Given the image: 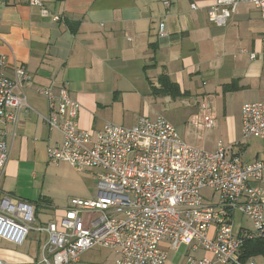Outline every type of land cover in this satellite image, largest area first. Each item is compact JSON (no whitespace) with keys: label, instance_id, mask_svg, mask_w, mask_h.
I'll return each instance as SVG.
<instances>
[{"label":"crops","instance_id":"obj_1","mask_svg":"<svg viewBox=\"0 0 264 264\" xmlns=\"http://www.w3.org/2000/svg\"><path fill=\"white\" fill-rule=\"evenodd\" d=\"M41 2L46 15L28 0H0V55L7 58L3 73L12 78V66L18 64L30 75L24 94L33 109L19 112L16 128L0 124L6 130L10 153L0 177V198L10 196L36 204L19 190L18 161L30 144L60 142V133L49 129L38 116L49 112L38 89L52 86L57 93L63 83L79 105L77 123L82 129L99 130L108 122L130 127L139 116H162L173 125L165 105L173 108L180 100L189 101L191 113L186 124L194 125L192 118L206 101L216 126L218 117L224 118L231 153L239 154L245 162L264 158L263 139L253 137L263 144L251 146L252 137L241 138L242 105L264 101V23L251 2H239L224 26L208 20L210 0ZM161 22L166 32L163 38L158 36ZM16 147L18 159L12 158ZM7 174L13 180L8 181ZM255 185L264 203V170ZM43 206L55 208L51 202ZM37 213L38 208L36 220L44 224ZM243 217L236 212L233 220L240 235L246 236L253 227L243 226ZM43 240L40 232H31L21 244L0 237V260L43 264L39 260ZM91 249L72 264H88L80 257ZM112 253V258L96 264H112L117 258L115 251ZM187 256L191 255L176 264H182ZM202 256L214 258L208 251ZM249 262L264 264V256L252 255L245 264Z\"/></svg>","mask_w":264,"mask_h":264},{"label":"built area","instance_id":"obj_2","mask_svg":"<svg viewBox=\"0 0 264 264\" xmlns=\"http://www.w3.org/2000/svg\"><path fill=\"white\" fill-rule=\"evenodd\" d=\"M210 1L207 18L217 26L228 23L241 1L258 8L264 23V0ZM28 2L47 14L41 0ZM158 36H166L162 22ZM6 62L0 55V124L16 128L19 112L33 110L24 94L30 75L13 64V77L6 76ZM38 92L49 109L46 116H38L61 135L60 142L47 146L49 159L91 169L96 192L90 198H71L57 222L44 224L37 222L33 202L2 196L1 238L21 244L31 232L43 233V264H72L94 247L114 250L112 264H165L164 241L170 249L187 245L214 256H187L182 264H245L238 258L242 239L233 218L237 212L250 220L253 229L247 237L264 238V203L255 185L264 158L245 162L220 141L212 151L187 145L162 116H139L130 127L108 122L102 129L85 130L78 126L79 105L65 83L57 93L52 86ZM192 123L203 131L216 126L208 102L200 104ZM242 134L264 140V101L242 105ZM5 136L0 127V177L9 159ZM205 188L212 190L208 197L201 193Z\"/></svg>","mask_w":264,"mask_h":264},{"label":"rangeland","instance_id":"obj_3","mask_svg":"<svg viewBox=\"0 0 264 264\" xmlns=\"http://www.w3.org/2000/svg\"><path fill=\"white\" fill-rule=\"evenodd\" d=\"M165 107L167 117L174 122L173 125L177 133L180 134L187 145L199 147L207 151H212L219 141L223 145L228 146L227 137L229 132L223 121V117H218L219 126L203 131L189 122L186 124L188 115L191 113L189 101L180 100L177 106L173 108H168V105H165ZM179 126L182 127L179 128ZM241 138L245 139L243 134ZM249 139H252L249 144L251 146L263 144L259 139L253 137ZM17 152L18 148L16 147L12 158L18 159ZM18 162L17 183L19 190L28 194L29 199H32V201L39 203L37 219L38 221H44L42 223L49 221L57 222L59 217L63 215L64 209L71 198H90L96 192L91 169L78 170L67 161L50 160L45 143L30 144L29 148L22 153L21 161ZM7 177L9 181L11 179H9V174H7L6 179ZM201 193L205 197H208L212 194V190L205 188ZM218 198L217 194L214 195L213 201L217 202ZM44 202L53 203L55 208L43 206ZM242 223L245 227H253L252 223L245 216ZM161 246L168 254L166 264H176L177 260H180L186 254L200 257L205 252L203 249L191 251L190 246L185 248L181 246L178 250L170 249L166 241L162 242ZM112 251L114 250L95 247L84 253L80 258L84 263L96 264L106 257L112 258L114 256Z\"/></svg>","mask_w":264,"mask_h":264},{"label":"trees","instance_id":"obj_4","mask_svg":"<svg viewBox=\"0 0 264 264\" xmlns=\"http://www.w3.org/2000/svg\"><path fill=\"white\" fill-rule=\"evenodd\" d=\"M49 203V202H44ZM36 208H38L39 203L36 202ZM242 244L239 252V260L245 263L246 259L252 255H263L264 256V238L260 237H247L241 236Z\"/></svg>","mask_w":264,"mask_h":264}]
</instances>
